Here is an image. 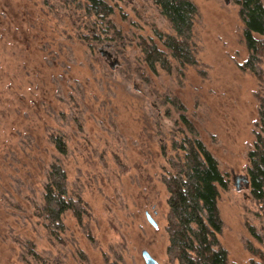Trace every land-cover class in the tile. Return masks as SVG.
<instances>
[{
    "label": "rangeland",
    "instance_id": "rangeland-1",
    "mask_svg": "<svg viewBox=\"0 0 264 264\" xmlns=\"http://www.w3.org/2000/svg\"><path fill=\"white\" fill-rule=\"evenodd\" d=\"M190 1L198 66L162 46L157 0H113L105 21L84 0H0V264H183L173 204L202 208L226 264H264V0ZM56 160L86 210L57 237L34 215ZM209 160L228 189L203 200Z\"/></svg>",
    "mask_w": 264,
    "mask_h": 264
},
{
    "label": "trees",
    "instance_id": "trees-1",
    "mask_svg": "<svg viewBox=\"0 0 264 264\" xmlns=\"http://www.w3.org/2000/svg\"><path fill=\"white\" fill-rule=\"evenodd\" d=\"M84 1L86 3V11L101 21L107 20L114 12L111 6V2L113 0ZM157 1L160 6H164V14L172 23L176 33L174 45H171L168 40H164L162 37L161 40L164 41L162 46L166 47L172 53L173 59H175V61L181 66H198L199 63L196 59L195 47L193 43L194 19L196 16L195 5L190 0ZM153 51H158L160 57H165L164 54L158 50L157 45H152L151 43L145 45L144 52L146 54ZM160 53L164 57L161 56ZM52 144L60 155L64 156L67 154V144L63 137L59 136L54 138ZM190 162L193 163L192 160H190ZM205 164L206 165H201L204 167L200 171L201 174H198V177L194 178L196 185L195 189L192 188L191 190V192L194 191L193 194L197 190V195H202V198L207 195L206 193L204 194L203 191V187L205 188V185L207 189L214 188L215 193L217 190L219 191L220 188L222 190L228 189L227 176L220 172L218 164L214 160H209ZM257 181L260 182L259 179H257ZM207 184L212 186L209 185V187ZM175 187L176 184L174 188ZM169 188L173 187L169 186ZM179 195L182 196V194ZM203 200H206V198ZM173 207V212L175 214L176 212L177 214L179 213V218H181V220L187 222L189 221L191 222L190 224H192V226L186 225V236L184 235V238L180 239V243L182 242L185 254V259L182 260L184 261L183 264H226V260L223 256L215 251L219 249V243L213 240H208L209 236L206 234L205 228L203 227L205 213L202 208L196 206L198 209L192 215L193 217L190 218V214H187L185 211L178 210L177 204H173ZM69 212H71L79 222H81V219L86 214L83 201L70 195L66 171L64 170L61 161L56 160L48 169L43 186L41 203L36 205L34 215L43 223L44 227L51 236L57 237L65 230L64 218ZM26 247L25 251L28 255L36 256L34 253L35 247L33 243H27Z\"/></svg>",
    "mask_w": 264,
    "mask_h": 264
},
{
    "label": "water",
    "instance_id": "water-1",
    "mask_svg": "<svg viewBox=\"0 0 264 264\" xmlns=\"http://www.w3.org/2000/svg\"><path fill=\"white\" fill-rule=\"evenodd\" d=\"M148 220L156 227V224L153 222L150 216H148ZM142 257L144 259L145 264H160L146 250L142 251Z\"/></svg>",
    "mask_w": 264,
    "mask_h": 264
}]
</instances>
